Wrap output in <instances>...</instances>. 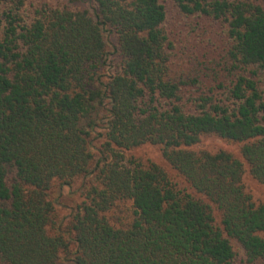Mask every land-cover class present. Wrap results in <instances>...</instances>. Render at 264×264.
Instances as JSON below:
<instances>
[{
  "label": "trees",
  "instance_id": "1",
  "mask_svg": "<svg viewBox=\"0 0 264 264\" xmlns=\"http://www.w3.org/2000/svg\"><path fill=\"white\" fill-rule=\"evenodd\" d=\"M205 134L264 184V0H0V264H264V202ZM147 143L185 186L126 154Z\"/></svg>",
  "mask_w": 264,
  "mask_h": 264
},
{
  "label": "rangeland",
  "instance_id": "2",
  "mask_svg": "<svg viewBox=\"0 0 264 264\" xmlns=\"http://www.w3.org/2000/svg\"><path fill=\"white\" fill-rule=\"evenodd\" d=\"M30 4L42 5L48 3L52 6L58 4H66L69 0H28ZM168 8V27L172 30L179 31L177 33V45H178V63L179 67H183L184 62L188 60L187 58V46L189 45V28L187 25H183L184 20L179 16V13L174 6V4L169 1L167 2ZM181 24V25H179ZM191 36V35H190ZM242 143L229 141L216 134H205L202 136L201 141L192 146L194 150H208L211 152H216L219 150H226L233 153L236 157L240 158L245 163V173L243 176V182L246 186V190L253 196L254 200L257 202H264V184L259 182L256 178L252 176L249 171V165L245 161L241 153ZM129 157H136L144 162L151 161L156 162L166 169L170 177L174 182L178 183L180 187L185 186L183 178L177 173V171L171 166V164L163 156L162 148L159 145L147 143L139 147H135L126 153ZM83 181L81 179L73 182L72 185L62 186L59 183L53 185L51 189V197L56 202V213L58 219L67 222L72 210L80 203L83 199L81 194V187ZM121 211V210H120ZM216 217L219 220V213L216 212ZM235 248L243 255V250L240 248L238 243L234 241ZM240 262V260H238ZM61 264H74L72 261L63 260Z\"/></svg>",
  "mask_w": 264,
  "mask_h": 264
}]
</instances>
